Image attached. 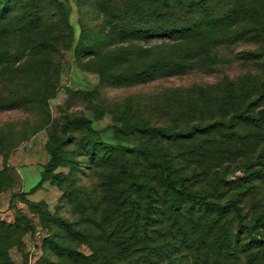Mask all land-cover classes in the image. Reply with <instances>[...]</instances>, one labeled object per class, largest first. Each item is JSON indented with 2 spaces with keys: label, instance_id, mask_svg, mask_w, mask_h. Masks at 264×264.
Instances as JSON below:
<instances>
[{
  "label": "rangeland",
  "instance_id": "1",
  "mask_svg": "<svg viewBox=\"0 0 264 264\" xmlns=\"http://www.w3.org/2000/svg\"><path fill=\"white\" fill-rule=\"evenodd\" d=\"M136 1L18 0L0 19V264H264V0ZM237 112L258 123L195 129ZM101 144L151 148L175 189L128 151L131 185ZM182 188L236 200L241 224Z\"/></svg>",
  "mask_w": 264,
  "mask_h": 264
},
{
  "label": "trees",
  "instance_id": "2",
  "mask_svg": "<svg viewBox=\"0 0 264 264\" xmlns=\"http://www.w3.org/2000/svg\"><path fill=\"white\" fill-rule=\"evenodd\" d=\"M18 0H2L0 5V19L8 18L11 12V9L15 7ZM135 4L137 1L135 0ZM138 6V4H137ZM40 13L37 9H34L30 16H29V23H35L39 21ZM245 121L251 124H257L258 118L256 116L247 115L243 112H237L231 116V118L228 121H218L213 124H209L202 127H195L197 131L206 132L209 131L212 128L217 127H229L234 123V121ZM70 127H82L84 128L90 136H97V131L92 127L91 120L86 117H74L70 120H68L65 123L64 129L68 130ZM142 129L144 131L150 132V133H157L160 135H164L165 132L161 128H155V127H149L145 126ZM180 133H175V136H180ZM64 143V140L57 139L50 148L51 151V160L47 165L46 171L50 170L52 171L59 163L60 161V155L59 150L61 145ZM105 148H109L111 152H113L114 157L116 158V161L123 164V166L126 167V169L130 172L129 173V181L131 185H140L141 183L138 182V176L135 172H133L132 167L128 166L127 163L124 161V155L128 151L136 152L137 154H140L143 156V158L147 159L148 161L156 162L158 166H161V169L159 171V179L164 181L167 185H169L171 188L176 187V180L173 177V166L167 161L165 158L158 156L156 153L153 152V150L149 147L145 146H136L134 148H126L123 146H109V145H103ZM104 160L105 158H100ZM255 173H259V171H256ZM34 186L33 188H35ZM32 188V189H33ZM176 192L183 198H185L188 202L192 204H198L201 206H204L206 208L212 209L219 214L226 213L228 211H233L235 218L237 219L238 223L241 224L242 222V214H241V208L237 204L236 200H228L226 202H217L214 200H210L206 194H196L191 193L187 191L186 189H178ZM253 241L256 240L253 236L251 238Z\"/></svg>",
  "mask_w": 264,
  "mask_h": 264
}]
</instances>
